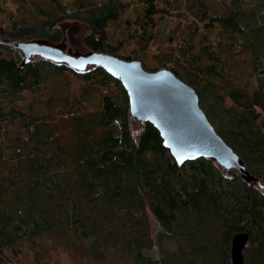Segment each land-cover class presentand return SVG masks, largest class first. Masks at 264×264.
Returning <instances> with one entry per match:
<instances>
[{
	"label": "trees",
	"instance_id": "16d2710c",
	"mask_svg": "<svg viewBox=\"0 0 264 264\" xmlns=\"http://www.w3.org/2000/svg\"><path fill=\"white\" fill-rule=\"evenodd\" d=\"M6 1L0 264H24L25 246L34 264H50L56 246L46 239L62 236L97 259L120 242L136 264H229L237 232L250 235L246 264H264V0H215L221 11L211 0H136L132 16L129 0H14L17 12ZM70 22L87 28L89 52L168 68L195 88L253 180L210 157L179 164L151 122L135 126L125 87L102 67L22 64L16 42L61 44ZM238 52L252 85L228 79L226 57ZM54 78L61 90H46Z\"/></svg>",
	"mask_w": 264,
	"mask_h": 264
},
{
	"label": "water",
	"instance_id": "95a60500",
	"mask_svg": "<svg viewBox=\"0 0 264 264\" xmlns=\"http://www.w3.org/2000/svg\"><path fill=\"white\" fill-rule=\"evenodd\" d=\"M16 46L23 53V65L32 56L38 55L66 63L79 71L86 70L89 65L102 67L119 78L125 87L132 117L142 123L151 122L159 130L164 146L170 149L179 164L210 157L224 168H235L253 180L239 155L217 133L201 108L195 88L172 70L162 68L152 71L140 59H124L103 51L76 56L58 46L39 41H18ZM249 239L248 232L233 235L229 264H246L245 251Z\"/></svg>",
	"mask_w": 264,
	"mask_h": 264
},
{
	"label": "rangeland",
	"instance_id": "374dc122",
	"mask_svg": "<svg viewBox=\"0 0 264 264\" xmlns=\"http://www.w3.org/2000/svg\"><path fill=\"white\" fill-rule=\"evenodd\" d=\"M131 3V10H129L126 15H134L136 13L135 8V1L136 0H129ZM211 3L215 6L218 11L222 10V5L215 1L211 0ZM4 7L7 11H13L17 12V3L14 0H7L4 2ZM6 11V12H7ZM3 19V22L8 23V18L6 14L1 16ZM62 27L65 31V39L63 43L61 44H53L47 41H39L42 43H49L53 44L55 46H58L65 51H67L70 54L73 55H83L86 53H89V51L83 46L82 44V38L87 32V28L78 22H70V23H64L62 24ZM116 36V34H115ZM154 49V48H153ZM40 56L35 55L32 56L33 59L38 58ZM227 56L226 59L228 60V63L226 64V72L228 74V79L234 84V85H252L254 82V77L251 73V67L248 64V56L245 53H236L235 55H232V57ZM89 65L87 68H90ZM61 78H54L51 80L48 84V89L57 88L58 90H61V84L63 82ZM44 91L40 95V98H46L47 97V91ZM46 95V96H45ZM31 98V97H30ZM35 101V100H34ZM39 100L35 103V108L37 110H40L41 112H45L46 107L41 104ZM59 115V114H58ZM135 126H140V121H135ZM61 125H63V122H61ZM152 229H154V223L151 221ZM81 243L82 241L74 240L73 241L67 240L65 237H49L46 239V243L49 244H55V249L52 250L53 254L51 255V261L50 264H136L132 255L128 253L126 250L121 249L125 248L122 247V243L119 242V246L121 248L116 249L111 247V245L107 248V252L102 258H92L88 252L85 249H82L81 246H75L74 243ZM248 247V246H247ZM24 256H23V262L24 264H34V257L31 254H28L29 250L28 247H24ZM246 252V251H245ZM246 254V253H245ZM46 264H48L47 261H45Z\"/></svg>",
	"mask_w": 264,
	"mask_h": 264
},
{
	"label": "snow or ice",
	"instance_id": "6c2138e0",
	"mask_svg": "<svg viewBox=\"0 0 264 264\" xmlns=\"http://www.w3.org/2000/svg\"><path fill=\"white\" fill-rule=\"evenodd\" d=\"M181 162H183V161H181Z\"/></svg>",
	"mask_w": 264,
	"mask_h": 264
}]
</instances>
